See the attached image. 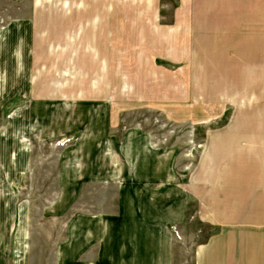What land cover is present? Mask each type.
Wrapping results in <instances>:
<instances>
[{
	"label": "rangeland",
	"instance_id": "obj_1",
	"mask_svg": "<svg viewBox=\"0 0 264 264\" xmlns=\"http://www.w3.org/2000/svg\"><path fill=\"white\" fill-rule=\"evenodd\" d=\"M142 5L0 0V264H192L218 230L223 60L141 45Z\"/></svg>",
	"mask_w": 264,
	"mask_h": 264
},
{
	"label": "crops",
	"instance_id": "obj_2",
	"mask_svg": "<svg viewBox=\"0 0 264 264\" xmlns=\"http://www.w3.org/2000/svg\"><path fill=\"white\" fill-rule=\"evenodd\" d=\"M142 2L151 16L136 24L141 45L165 39L161 53L169 48L164 56L173 63L183 64L185 47L189 61L223 60V133L207 135L212 146L205 151L208 157L223 148V169L197 172L202 183L219 175L220 203L205 220L218 230L195 247L192 264H264V0Z\"/></svg>",
	"mask_w": 264,
	"mask_h": 264
}]
</instances>
